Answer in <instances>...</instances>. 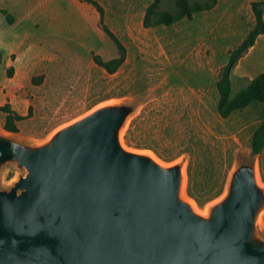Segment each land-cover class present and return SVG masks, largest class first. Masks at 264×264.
<instances>
[{
  "label": "rangeland",
  "instance_id": "1",
  "mask_svg": "<svg viewBox=\"0 0 264 264\" xmlns=\"http://www.w3.org/2000/svg\"><path fill=\"white\" fill-rule=\"evenodd\" d=\"M96 1L107 27L126 49L123 63L112 74L92 60L96 54L103 60L117 55L97 20L78 39L59 36V43L50 39L53 34L45 38L43 27L23 29L13 24L15 19L9 24L0 12V81L5 84L0 103H9L23 116L13 134L41 141L101 103L142 97L122 130V142L164 163L183 160V193L197 210L205 211L224 193L237 155L251 150V135L264 115L260 102L227 118L217 111V81L230 53L253 26L254 0H216L211 9L191 18L148 28L142 19L153 0ZM20 2L8 3L13 13ZM160 8L175 9L171 0H162ZM263 71L264 33L230 70L231 96ZM4 117L0 110L3 131ZM256 160L264 184V147ZM17 174L14 167H6L2 184ZM260 227L264 232V210Z\"/></svg>",
  "mask_w": 264,
  "mask_h": 264
},
{
  "label": "water",
  "instance_id": "2",
  "mask_svg": "<svg viewBox=\"0 0 264 264\" xmlns=\"http://www.w3.org/2000/svg\"><path fill=\"white\" fill-rule=\"evenodd\" d=\"M143 101L101 103L41 141L0 129V264H264L256 154H238L224 193L197 210L183 160L122 142Z\"/></svg>",
  "mask_w": 264,
  "mask_h": 264
},
{
  "label": "trees",
  "instance_id": "3",
  "mask_svg": "<svg viewBox=\"0 0 264 264\" xmlns=\"http://www.w3.org/2000/svg\"><path fill=\"white\" fill-rule=\"evenodd\" d=\"M91 3L99 13L98 25L102 31L112 40L116 47L117 55L109 60H103L99 55H93V62L103 68L107 73H114L125 59L126 49L118 37L107 27L104 20V10L96 0H82ZM162 0H153L145 9L142 24L144 27H155L161 24L170 25L184 17L191 18L194 13L209 10L216 0H171L175 9H161ZM254 17V23L241 45L230 53L227 63L223 66L221 75L217 81L218 103L217 111L222 118H227L233 111L246 107L252 102L264 104V71L253 77L248 84L236 91L231 96L230 70L237 58L248 47L253 45L255 38L264 33V0H254L250 3ZM8 23L13 22V17L7 10L0 8ZM5 113L3 127L9 132H16V121L23 118L16 111L12 110L9 103L0 106ZM264 147V115L258 126L251 135L250 149L254 154L260 153Z\"/></svg>",
  "mask_w": 264,
  "mask_h": 264
},
{
  "label": "crops",
  "instance_id": "4",
  "mask_svg": "<svg viewBox=\"0 0 264 264\" xmlns=\"http://www.w3.org/2000/svg\"><path fill=\"white\" fill-rule=\"evenodd\" d=\"M13 1L18 0H0V8L7 10L13 20L15 19L13 24L28 30L34 26L43 27L41 32L44 37L53 34L50 39L54 42H61L57 39L59 36L78 39L86 33L88 24L99 20L97 10L82 0H20L17 14L8 5ZM4 87L5 84L0 81V91Z\"/></svg>",
  "mask_w": 264,
  "mask_h": 264
}]
</instances>
